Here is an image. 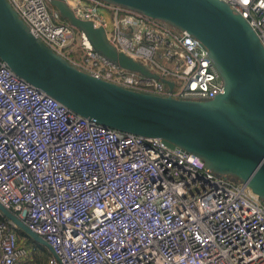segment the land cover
<instances>
[{"label": "built area", "instance_id": "built-area-1", "mask_svg": "<svg viewBox=\"0 0 264 264\" xmlns=\"http://www.w3.org/2000/svg\"><path fill=\"white\" fill-rule=\"evenodd\" d=\"M33 34L79 70L123 88L212 100L223 78L202 43L170 24L103 0H63L111 45L165 83L121 68L63 22L50 0H7ZM264 47V0H221ZM0 203L44 238L48 264H264V201L160 139L81 117L0 59ZM0 217L1 214H0ZM0 220V264L35 250Z\"/></svg>", "mask_w": 264, "mask_h": 264}, {"label": "water", "instance_id": "water-1", "mask_svg": "<svg viewBox=\"0 0 264 264\" xmlns=\"http://www.w3.org/2000/svg\"><path fill=\"white\" fill-rule=\"evenodd\" d=\"M189 33L209 52L224 93L212 100L175 99L136 92L97 79L37 39L7 0H0V59L21 80L75 114L124 134L160 139L232 175L264 201V47L248 21L221 0H103ZM62 19L84 32L93 47L121 68L151 73L106 41L103 27L78 19L63 0H50ZM54 8V7H53ZM1 216L35 242L50 244L0 203Z\"/></svg>", "mask_w": 264, "mask_h": 264}, {"label": "trees", "instance_id": "trees-1", "mask_svg": "<svg viewBox=\"0 0 264 264\" xmlns=\"http://www.w3.org/2000/svg\"><path fill=\"white\" fill-rule=\"evenodd\" d=\"M3 219V217H0V220ZM18 236L20 241L24 242L28 247H32L35 250L34 260L27 264H48V259L52 253L47 247L35 242L32 238L20 230L18 231Z\"/></svg>", "mask_w": 264, "mask_h": 264}, {"label": "rangeland", "instance_id": "rangeland-1", "mask_svg": "<svg viewBox=\"0 0 264 264\" xmlns=\"http://www.w3.org/2000/svg\"><path fill=\"white\" fill-rule=\"evenodd\" d=\"M51 5V4H50ZM51 7L53 8L54 7V9L57 11V7H56V5L53 3V5H51ZM66 7L68 8V6L66 5ZM64 20V19H63ZM65 22H67V23H69L68 21H66V20H64ZM106 41L110 44V42H109V39H108V37L106 36ZM111 45V44H110ZM112 46V48L113 49H116L113 45H111ZM138 63H141L140 61H137ZM173 88H172V90H175L176 89V84L173 82ZM215 174H216V176H218L219 178H221V179H223V180H225V181H228V182H230V183H233V184H236V185H239V184H241V185H243L242 184V182L239 180V179H237L236 177H234V176H232V175H222V174H219L218 172H214Z\"/></svg>", "mask_w": 264, "mask_h": 264}, {"label": "crops", "instance_id": "crops-1", "mask_svg": "<svg viewBox=\"0 0 264 264\" xmlns=\"http://www.w3.org/2000/svg\"><path fill=\"white\" fill-rule=\"evenodd\" d=\"M63 20V19H62ZM63 22H65L64 20H63Z\"/></svg>", "mask_w": 264, "mask_h": 264}]
</instances>
